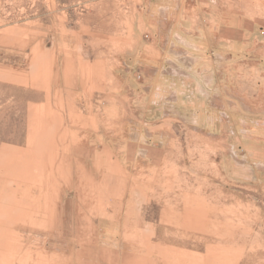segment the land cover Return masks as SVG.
I'll return each instance as SVG.
<instances>
[{"label": "rangeland", "instance_id": "1", "mask_svg": "<svg viewBox=\"0 0 264 264\" xmlns=\"http://www.w3.org/2000/svg\"><path fill=\"white\" fill-rule=\"evenodd\" d=\"M0 264H264V0H0Z\"/></svg>", "mask_w": 264, "mask_h": 264}]
</instances>
